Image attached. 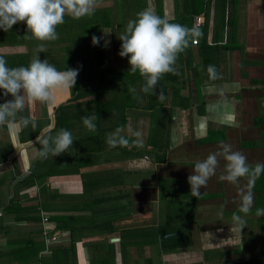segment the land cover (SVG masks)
<instances>
[{
  "label": "crops",
  "instance_id": "crops-1",
  "mask_svg": "<svg viewBox=\"0 0 264 264\" xmlns=\"http://www.w3.org/2000/svg\"><path fill=\"white\" fill-rule=\"evenodd\" d=\"M104 1L96 9L110 7L113 14L111 25L101 26L103 50L88 53L93 64L85 69L78 60L84 67L90 59L79 53L74 88L56 93L48 105L26 103L20 115L36 117L35 131L31 126L0 127V141L8 143L0 151V164L5 163L0 174H13L0 184V264H156L163 260L165 264H208L211 250V256L218 255L213 250L231 245V255L238 253L239 229H232L234 225L212 228L208 211L201 206L239 205L240 194H227L228 189L238 192L247 181L233 185L220 180L222 157L216 175L198 198L191 196L187 177L196 161L221 151L222 143L242 152L250 165L264 163L262 147L250 144L259 139L254 118L264 112V0H233V7L226 3L224 8L217 0L207 5L205 0L200 12L195 6H184L182 0H145L140 10L121 0L117 6L101 5ZM146 8L169 22L199 30L194 38L198 43L192 39L179 55L177 74H165L157 85L156 92L165 94L163 103L141 91L144 80L128 71V58L119 55L118 37L127 22ZM237 14L245 18L235 26L243 34L233 31ZM197 17H201L198 25ZM23 46L2 45L0 54L23 52ZM64 54L60 61L67 57ZM210 65L216 69L215 78L208 72ZM130 87L136 89L135 97ZM5 100L0 96V103ZM56 115L59 127L51 132ZM92 115L96 116L94 133L82 121ZM61 128L73 136L69 152L38 159L36 137L54 136ZM117 128L129 137V129L140 130L143 147L129 143L110 149L106 137ZM27 176L31 178L17 184ZM15 178L10 194L9 184ZM175 191L179 198L170 200ZM10 198L14 203L6 208ZM173 202L197 206L202 219L189 234L192 245L177 250L163 247L162 232L156 231L160 210ZM255 215L248 216L258 218Z\"/></svg>",
  "mask_w": 264,
  "mask_h": 264
},
{
  "label": "clouds",
  "instance_id": "clouds-1",
  "mask_svg": "<svg viewBox=\"0 0 264 264\" xmlns=\"http://www.w3.org/2000/svg\"><path fill=\"white\" fill-rule=\"evenodd\" d=\"M97 4L98 0H0V29L7 32L17 23L23 22L26 24L25 39L41 42L37 53L47 52L45 42L59 39L57 27L65 22V16L76 20L92 16ZM198 35V29L169 22L151 8H146L137 13L135 19L127 22L118 37L121 41L119 55L128 58V71L138 73L144 80L141 91L156 95L157 100L163 103L166 99L164 92H156L159 81L167 73L177 74L175 65L179 55ZM100 39L101 37L93 35L92 44L98 45ZM105 43L107 44V41ZM208 72L213 78L217 75L214 66L210 65ZM78 73L79 69L73 68L58 70L47 58L41 60L38 56L27 66L9 67L7 60L0 56V90L4 97H12L0 103V127L22 130L31 126L35 131L36 117L20 115L26 103H52L56 93L74 88ZM129 92L136 96L134 87H130ZM95 120V115L82 117L89 132L96 131ZM129 132L130 137L122 135V129L117 128L106 137L108 147H127L129 143L138 148L143 147L142 132L132 129H129ZM35 143L40 145L36 156L43 160L69 152L74 139L70 131L61 128L54 136L39 134ZM221 157L225 163L219 176L220 180L233 185H239L241 180L247 181L244 188L239 190V212L244 215H233V222L241 231L246 226L244 216L252 212L254 196L251 189L256 180L264 174V163L250 165L242 152L234 151L230 144L222 143L221 151L210 153L205 159L195 162L192 174L187 177L191 196L198 198L201 189L216 175ZM222 211L221 209L220 214ZM255 214L258 217L264 216V208H257Z\"/></svg>",
  "mask_w": 264,
  "mask_h": 264
},
{
  "label": "trees",
  "instance_id": "trees-1",
  "mask_svg": "<svg viewBox=\"0 0 264 264\" xmlns=\"http://www.w3.org/2000/svg\"><path fill=\"white\" fill-rule=\"evenodd\" d=\"M104 1V0H98V2ZM122 2L131 5L134 9L140 10V8L144 5L145 0H121ZM160 2V0H158ZM210 0L206 1V5L209 3ZM219 4L222 5V8L225 7L226 3L228 5L231 3V6L233 7L234 3L233 0H217ZM235 1V0H234ZM182 3L184 6L192 5L198 9L197 11H203L204 10V4L205 0H182ZM112 11L110 7H104L96 9L95 13L92 16H85L81 19H72L70 16H65V22L62 25H59L57 27V32L59 33V39L51 42H45V47L47 48V52H39L37 53V48L39 41L36 40H28L25 39V32H26V24L21 22L17 23L13 26L12 29L5 32L2 29H0V46L2 45H24L26 46V50L19 53H11V54H0V56H3L7 62L9 67H19V66H27L32 59L36 58L38 56L39 59L48 60L49 63L53 64L58 70L60 68H63L67 70L68 68H76L77 65V59L76 57L79 55V53H92V50L96 51H102L103 45H101L102 42V36L100 35L102 27L101 26H107L111 25L109 23L112 15ZM222 19H223V12H222ZM79 24H76V23ZM114 27V26H113ZM117 27H121V24H118ZM95 35L97 37H101L100 42L98 45L94 46L92 48V36ZM66 42L69 43V45L66 44ZM81 49V50H80ZM80 50V51H79ZM65 53V54H64ZM64 54L67 56L65 59L60 61V56ZM85 65L83 67V60H78V65L81 69H85L86 67H91L93 62L90 61L88 64L84 61ZM87 64V66H86ZM86 66V67H85ZM254 125L259 127V139L257 142H251V145H259L262 147L264 152V113L258 114L254 118ZM59 127V124H57V115H56V122L53 128L51 129V132L56 130ZM3 149V147H2ZM8 153V150H6V154ZM13 177L12 173H9L8 171L2 172L0 174V184H3L7 180L10 181ZM31 178L30 176H27L23 178L22 180H18L17 184L21 183L22 181L28 180ZM251 191L255 194V202L252 208V213L255 214L257 208H264V174L261 175V177L256 180L255 186L251 189ZM13 198V197H12ZM10 198L9 203L6 205V208H9L10 205L14 203L12 201L13 199ZM259 220V227L262 229L264 228V216L258 217ZM260 229V230H261ZM180 239L177 238H171L166 239L169 244H164L163 247H168L170 250L172 249H180L187 247V241H184L180 243L178 241ZM264 239V237H263ZM264 258V256H263ZM244 263H248L250 260L243 259ZM254 264V263H252Z\"/></svg>",
  "mask_w": 264,
  "mask_h": 264
},
{
  "label": "rangeland",
  "instance_id": "rangeland-1",
  "mask_svg": "<svg viewBox=\"0 0 264 264\" xmlns=\"http://www.w3.org/2000/svg\"><path fill=\"white\" fill-rule=\"evenodd\" d=\"M117 2L118 0H105L104 2H102L101 5H113V6L116 5L117 6L119 5V2L118 3ZM262 6H263V11H264V4ZM244 19L245 18L243 14H241V16L239 14L235 16V19L233 20L234 21L233 31L235 32V34H240V33L243 34V30L235 26L239 24L238 22H240L241 20L243 21ZM26 48H27L26 46H23L22 49L20 50L25 51ZM90 58L91 56H89L87 53L84 54V57H83L84 60H88ZM86 63L88 64V62ZM0 96L4 99L5 98L11 99L10 95L8 97H4L2 94V90H0ZM262 105L263 104H260V106ZM260 106L258 110L259 112L262 111V107ZM261 113H264V112H261ZM7 145L8 143L6 140L0 141V151L2 147L3 149H6ZM245 185L246 183L243 184L242 188H244ZM240 189L241 188H238V192H235L236 189L230 188L228 189L227 194L234 193L237 196V193H239ZM245 191H247L246 188H245ZM222 194L224 195V192L219 193V194L212 193V197L222 196ZM177 195H178L177 191L171 192L169 194L170 200L178 199L179 197ZM187 195H188L187 199L191 200L188 193ZM230 201L232 202L235 200L231 199ZM189 203H176L175 204V202H173V204L169 206H165V211L160 210V214H159L160 222L158 224V227L156 228V231L162 232V234H160L159 237L163 238L162 240H164V244H169L168 241H166V239L179 237L180 239H178V241H180V243L187 241L188 246L192 245V243L188 244L189 242H191L189 234L193 231V226L195 224L200 223L197 220H202V219H198L199 217L197 215L200 212L197 206H193ZM237 208H239V205H234L233 203H229L226 206H221V205L201 206V209H205V211H208L207 220L210 222L212 228L213 227L231 228V226L234 225L235 227L232 226V229H239V227L233 222V215L237 214V215L243 216L244 214L240 213L239 209ZM221 209L223 210L222 214H220ZM255 217H258V216L255 215ZM244 219L246 220V226L242 228L241 231L239 230V233L242 234L241 236L242 239L238 247V250H239L238 253L235 252L234 255H231V253L234 250V247L231 245H229L227 248H222L221 250L220 249L213 250L214 252L218 253V255L213 254L211 256L210 255L212 254V250H211L208 256L209 257L208 264H252V263L264 264V258H263L264 256V239H263L264 228L261 229L259 227L260 225H259L258 218H252V216L249 217L247 215V216H244ZM167 234H172V235L168 237ZM247 244L250 245L249 249L244 248V245H247ZM241 246H243V250L240 249ZM231 250L232 252H230ZM243 259H248L250 261L248 263H244L242 261ZM156 264H165V261L163 260L161 263L160 261H157Z\"/></svg>",
  "mask_w": 264,
  "mask_h": 264
},
{
  "label": "built area",
  "instance_id": "built-area-1",
  "mask_svg": "<svg viewBox=\"0 0 264 264\" xmlns=\"http://www.w3.org/2000/svg\"><path fill=\"white\" fill-rule=\"evenodd\" d=\"M195 21H196V24H197V25L200 24V23H201V17H197V18L195 19ZM192 43H193V44H197V43H198V39H193V40H192ZM43 220H44V221H47V217L44 216V217H43ZM44 234H45V235L48 234V229H47V228L44 229Z\"/></svg>",
  "mask_w": 264,
  "mask_h": 264
},
{
  "label": "water",
  "instance_id": "water-1",
  "mask_svg": "<svg viewBox=\"0 0 264 264\" xmlns=\"http://www.w3.org/2000/svg\"><path fill=\"white\" fill-rule=\"evenodd\" d=\"M5 163H3V164H0V166H5L4 165ZM21 177V176H20ZM16 180V178L13 180V181H11V183L9 184V188H10V194H11V185H12V183L14 182ZM172 234H167V236L169 237V236H171ZM166 263V262H165Z\"/></svg>",
  "mask_w": 264,
  "mask_h": 264
}]
</instances>
